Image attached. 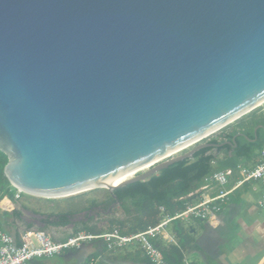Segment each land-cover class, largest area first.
I'll use <instances>...</instances> for the list:
<instances>
[{
    "label": "water",
    "instance_id": "water-1",
    "mask_svg": "<svg viewBox=\"0 0 264 264\" xmlns=\"http://www.w3.org/2000/svg\"><path fill=\"white\" fill-rule=\"evenodd\" d=\"M261 101L264 0H0V150L17 189L143 181L231 142L122 177Z\"/></svg>",
    "mask_w": 264,
    "mask_h": 264
},
{
    "label": "trees",
    "instance_id": "trees-1",
    "mask_svg": "<svg viewBox=\"0 0 264 264\" xmlns=\"http://www.w3.org/2000/svg\"><path fill=\"white\" fill-rule=\"evenodd\" d=\"M257 109L243 115L235 123V126L225 127V130L220 131L217 138H212L207 142L221 144L227 140L231 143L200 148L191 157L174 162L143 181H136L111 191L109 200L104 201L103 204L115 202L128 217L123 220L111 219L107 224L117 226L121 234L143 231L149 226L156 225L163 215H173L184 209L186 195L201 187L205 183V179L213 172L226 168L235 169L237 165H246L254 161L259 151L264 147V113L261 112V108ZM255 128H257L256 135ZM233 137H235L234 141H232ZM233 143L236 144L235 147ZM7 161V155L0 150V199L6 196L10 200H15V188L11 186L4 174V166ZM246 185L244 184L230 193L228 199L237 201L240 194L247 188ZM159 207H163L164 211L161 212ZM9 214L20 218L21 211H0V216ZM71 214L70 212L47 214V216L58 217L57 220L48 221V223L64 226L69 223L68 217ZM3 223L0 221V228L5 230ZM171 224L172 229L169 232L174 237L176 244L167 243L158 238L153 239L152 242L161 251L167 264H184L185 252L187 247L194 243L195 236L191 232V227L183 220L175 219ZM32 227L31 224H27L25 229ZM104 230L102 226L94 229L85 225L75 228L67 237L74 236L79 231H85L89 235H98ZM112 251L114 250H108L104 245L103 253L107 259L118 258L116 255H110ZM122 257L152 264L146 255H140L139 252L128 253ZM90 262L93 264L92 256H89L82 264ZM189 264L196 263L191 260Z\"/></svg>",
    "mask_w": 264,
    "mask_h": 264
},
{
    "label": "built area",
    "instance_id": "built-area-1",
    "mask_svg": "<svg viewBox=\"0 0 264 264\" xmlns=\"http://www.w3.org/2000/svg\"><path fill=\"white\" fill-rule=\"evenodd\" d=\"M258 107H261V112L264 113V103ZM244 184L261 189L262 196L259 204L263 205L264 147L259 151L257 158L246 165L240 164L235 169L226 168L213 172L205 179V183L201 187L186 195L184 209L173 215H163L156 225L149 226L143 231L121 234L118 229H114L112 232H103L98 235L79 234L67 237L63 241H55L41 229H23L19 237L16 238L0 228V264H26L35 257H50L61 253L66 248L78 247L80 241L85 239H102L108 250L121 249L126 245L137 243L152 264H167L161 251L152 240L158 238L167 243L176 244L174 237L167 230L168 224L175 219L185 222L195 219L209 221L216 217V214L227 203L228 195ZM22 193L15 188L14 198H19ZM7 199L10 201L9 198ZM159 209L161 212L164 211L163 207H159ZM0 210L6 209L0 206ZM189 263L184 259V264ZM259 264H264V258Z\"/></svg>",
    "mask_w": 264,
    "mask_h": 264
},
{
    "label": "crops",
    "instance_id": "crops-1",
    "mask_svg": "<svg viewBox=\"0 0 264 264\" xmlns=\"http://www.w3.org/2000/svg\"><path fill=\"white\" fill-rule=\"evenodd\" d=\"M246 186L239 199H228L216 217L209 221L187 222L195 236L194 243L189 245L185 252V258H190L189 262L193 260L196 264H259L262 261L264 204H259L262 192L260 188H252L249 184ZM23 229L18 227L11 232L6 229L4 231L18 238ZM66 234L62 232L55 241H63ZM103 247L104 244L99 253L96 246L81 244L79 248L65 249L59 255L63 257L64 264H82L89 256H92L93 264H146L122 256L107 259ZM42 261L37 257L26 264H48Z\"/></svg>",
    "mask_w": 264,
    "mask_h": 264
},
{
    "label": "rangeland",
    "instance_id": "rangeland-1",
    "mask_svg": "<svg viewBox=\"0 0 264 264\" xmlns=\"http://www.w3.org/2000/svg\"><path fill=\"white\" fill-rule=\"evenodd\" d=\"M259 108V107H258ZM261 108V107H260ZM257 109V108H256ZM260 110V109H257ZM249 113V112H248ZM245 115V114H244ZM242 117V116H241ZM240 118V117H239ZM236 119L233 122L229 123L228 125L224 126L223 128L219 129L218 131L202 138L197 143L193 144L192 146L182 150L181 152H178L176 155L184 153L190 149H192L195 145L200 143H207L212 138H217L219 136L220 131L225 130V127H233L235 126V123L239 120ZM227 129V128H226ZM138 172V171H136ZM134 172L132 176L136 173ZM111 196V191H109L106 188H95L91 190H86L84 192H80L78 194L69 195L65 197H58V198H45V197H39V196H33L26 193H22L21 196L15 200L8 201L7 198L1 199L0 206L6 210L7 212H12L13 210H24L26 213L34 214L33 212L39 214V215H47V214H57V213H65L70 212L72 213V217H75L76 219L80 216H83L84 213H86L88 207L90 204L93 203H99L103 204L104 201H108ZM12 205V206H11ZM109 206L108 204H104L103 207L107 208ZM111 211L108 214H100L98 220L95 221H89L87 223H78L77 227L81 228L82 226H89L93 227L94 229H97L98 227L102 226L105 230L104 232H112L114 229H118L117 226H109L107 224L108 220H123L126 219L128 216L123 212L122 208L118 205H111ZM1 211V210H0ZM2 212V211H1ZM39 215H33L36 219ZM0 221L4 222L3 226L4 228L11 232L14 229L20 227L25 229L24 221L20 218L15 217L14 214H9L5 216H0ZM185 222V221H184ZM187 224V222H185ZM34 229H41L46 234H48V230L42 229L37 226H33ZM172 229V224L167 225L168 232ZM70 234L68 232L66 234V237ZM89 235L85 231H79L75 235ZM49 235V234H48ZM50 236V235H49ZM53 240V236H50ZM90 245L93 247H97L96 249L102 251V246L104 244L102 239H85L80 241V245ZM76 248H79L76 247ZM139 252L140 255H144V252L139 244L133 243L130 245H126L122 247L121 249H116L112 251L111 253L113 255L117 256H125L128 253H134ZM107 254V253H106ZM37 258V257H35ZM187 261H189L190 258H185ZM40 260H43L42 262L48 263V264H64L63 257L59 254H55L50 257H40Z\"/></svg>",
    "mask_w": 264,
    "mask_h": 264
},
{
    "label": "flooded vegetation",
    "instance_id": "flooded-vegetation-1",
    "mask_svg": "<svg viewBox=\"0 0 264 264\" xmlns=\"http://www.w3.org/2000/svg\"><path fill=\"white\" fill-rule=\"evenodd\" d=\"M224 142H227V140ZM113 204L115 205L116 203L115 202L110 203L107 208L103 207L104 204H96V203L90 204V206L86 210L87 212L84 213L83 216H80L76 219L75 217H72V214H71V216L68 217L69 223L64 226H55V225L49 224L48 221L57 220L58 217L56 218V217L47 216V215H42L44 217L41 219V221L46 220L47 222L42 221V224H41L38 222V218L36 219L32 213L28 214L22 209L20 210L21 211L20 219L22 220V222L24 221V224H25L24 227H26L27 224H31L32 226H37L42 229H46L48 230V234L50 236H53L54 238L57 239L58 237H60V234L62 232L72 233L75 228H78L77 227L78 223H87L89 221H95V220H98L100 214L102 213L108 214L111 211L110 207ZM34 214L39 215L37 213H34Z\"/></svg>",
    "mask_w": 264,
    "mask_h": 264
},
{
    "label": "bare ground",
    "instance_id": "bare-ground-1",
    "mask_svg": "<svg viewBox=\"0 0 264 264\" xmlns=\"http://www.w3.org/2000/svg\"><path fill=\"white\" fill-rule=\"evenodd\" d=\"M261 103H263V102L261 101V102L258 103L257 105L259 106V105H261ZM257 105H256V107H258ZM256 107H255V108H256ZM253 109H254V108H251V109L249 108V109H247L244 113H248V111L253 110ZM236 118H237V117H236ZM234 119H235V118L228 120V121L225 122L224 124L220 125V126L217 127V128H214V129L208 131V132L205 133L204 135L199 136V137L193 139L192 141H190V142H188V143H185V144H183V145H181V146L175 148L174 150L170 151L169 153H167V154H165V155H163V156L157 158L156 160H153V161H151V162H149V163H147V164H145V165H143V166H141V167H139V168H137V169H135V170H133V171H131V172L125 174V175H123L122 180L124 181V180H126V179H129L130 177H132V174H133L134 172H136V171L141 172V171H144V170L148 169L151 165H153V164L156 163L157 161H161V160H164V159H166V158H169V157H171V156H173V155H176L178 152H181L182 150H184V149H186V148L192 146L193 144L197 143V142L200 141L202 138H204V137H206V136H208V135H210V134H212V133L218 131L219 129L223 128L224 126L228 125L229 123H231L232 121H234ZM138 172H136V173H138ZM136 173H135V174H136ZM135 174H134V175H135ZM134 175H133V176H134ZM109 183H110L111 185H114V184H115V183L112 182V181H110ZM97 188H103V187H97ZM91 189H95V188H94V187H91V188H86V189H83V190H80V191H73V192H70V193H65V194H60V195H55V196H54V195H53V196L38 195V194H34V193H31V192H28V191L22 190V189H20V188H19V191H22V192H24V193H26V194L33 195V196H39V197H45V198H58V197H65V196H69V195L78 194V193H80V192H84V191H86V190H91ZM0 201H1V200H0Z\"/></svg>",
    "mask_w": 264,
    "mask_h": 264
}]
</instances>
